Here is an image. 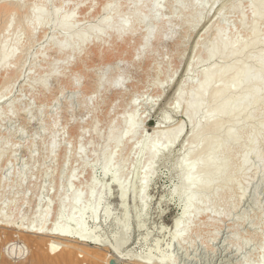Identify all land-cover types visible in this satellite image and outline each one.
I'll return each mask as SVG.
<instances>
[{"label": "rangeland", "instance_id": "1", "mask_svg": "<svg viewBox=\"0 0 264 264\" xmlns=\"http://www.w3.org/2000/svg\"><path fill=\"white\" fill-rule=\"evenodd\" d=\"M9 1L23 8L0 20V59L12 51L18 56L0 65V218L36 227L47 212L48 229L72 215L74 226L83 221L108 244L124 234L127 253L170 255L174 264H264V91L240 115L223 116L218 133L205 126L191 149L183 148L191 137L183 105L205 81L202 73L232 65H247L252 73L259 69L264 0ZM255 3L261 7L258 19L252 13ZM106 5L111 9L104 12ZM35 12L72 16L69 34L99 29L102 21L111 27L127 23L131 30L121 38L110 32L89 39L74 53L59 52L64 34L54 30L53 19L34 28ZM147 32L153 36L143 47ZM253 33L258 43L240 55L208 58L217 38L241 46ZM233 82L230 75L226 86ZM176 133L171 157L153 165L146 189L138 181L146 206L138 224L132 194L126 198L127 217L102 165L110 158L111 173L128 187L135 174L144 176V147H161L165 134ZM201 141L207 143L204 149ZM184 156L200 163L210 159L211 170L195 167L189 174L205 187L186 208L187 232L173 251L172 223L184 205L171 197L180 183L174 166ZM100 198L94 217L92 206Z\"/></svg>", "mask_w": 264, "mask_h": 264}, {"label": "bare ground", "instance_id": "2", "mask_svg": "<svg viewBox=\"0 0 264 264\" xmlns=\"http://www.w3.org/2000/svg\"><path fill=\"white\" fill-rule=\"evenodd\" d=\"M0 4V20H2V17H9L14 11H18L19 9L21 11L23 8L21 7L22 4L9 0H0ZM110 9V5L103 7L104 12ZM252 13L256 19L261 17V7L259 4L255 3L253 5ZM33 18L32 25L34 28L48 24L51 19L54 20V30L64 34L63 43L56 46L59 52L70 50V52L74 53L82 49L88 43L89 39L100 40L103 35L110 32H113L118 38H121L131 30L127 23L119 22L117 26L111 27L105 21H102L99 29L88 30L86 34L82 32L69 34L71 29L70 22L72 20V16L70 15L58 17L57 13L44 15L41 12H37ZM4 29H6V27ZM27 31L30 32V29L27 28ZM152 36V33L149 32L145 34L143 47L147 46V42ZM252 36L253 37L248 43L242 44L241 46H235L233 43L217 38L209 51L208 58H218L223 61L231 56L240 55L249 46L258 43L259 38L257 34L253 33ZM16 57L18 56H16L14 51L4 54L0 59V65L4 67L8 62L11 63ZM258 67L259 69L253 73L247 65H232L218 72L213 68H208L202 73L205 81L196 87L193 93L190 94L189 102L183 105L185 111L184 122L185 125L190 128L191 132L188 144L183 146L185 151L188 152L191 149L190 146L193 145L197 138L203 133L205 126H210L211 134L214 135L218 133L219 121L223 116H238L244 110H247V104H251L257 100L258 94L264 91V57L260 61ZM213 73H217V75L213 80L208 82V79ZM230 75L234 77V82L230 87H227L226 85ZM245 88L247 92L241 96L240 92ZM209 95L213 96L211 102L202 108V102ZM229 99H234L231 106H228L226 103ZM179 106L180 103L177 101L174 105V109L176 110ZM197 115H200L199 121H196ZM166 121V118H163L161 123H165ZM182 127L183 126L180 124V128ZM180 133L165 134L163 137L164 144L161 147L157 146L155 143H151L144 147L143 151H141V154L146 153L147 155L144 176L141 179L135 174L131 179V185L128 187L122 185L115 173H111L109 166L111 161L110 158L102 165V175L111 178L110 182L115 186L120 195L122 204L121 209L125 214L127 213V217L129 214L126 207V198L132 194V202L136 207L132 210L135 212V218L138 224L141 223L142 214H144L146 210V206L144 207L140 195L138 194L139 183L141 184V188L144 186V189H146V186L151 182L154 176L153 165L159 164L171 157L172 149L177 143ZM225 138H231V133L227 132ZM206 145V142L201 141L200 146L202 149H204ZM195 167L202 170H211V160L207 159L200 163L195 157L187 159V157L184 156L182 160L174 166V170L179 173L180 183L178 182L179 184H177L171 192V197H176L184 205L182 204L183 208L181 215L172 223L173 233L170 241L174 243L172 245L173 251L177 248L175 246L176 243L181 246V238L187 232L186 228L188 226L184 219L187 212L186 208L194 202L198 192L205 187L199 178L189 177V174ZM100 203L101 198L97 199L92 206V215L94 217L98 215L97 211L100 207ZM72 205L76 206V200H73ZM83 213L84 211H82V214ZM47 217L48 213L46 212L43 216L42 224L36 227L27 226V228L0 218V264H110V262H113V264H131V262H136L137 264H174V262L170 263V260H168L170 259V255L159 256L156 259L153 258L151 253L144 254L143 256L140 254L135 256L127 253L124 247L128 242V238H126L124 234L117 238L114 237V241L108 244L106 241L104 242L102 239L95 237L91 231L89 232L84 226L83 221L76 223L74 226L75 220L72 215L65 218L62 225H58L54 222L51 228L48 226V229H46L45 223ZM59 240L65 242L62 243ZM79 245L86 246V248L87 246H92L94 250L84 249V247ZM154 247H156V245ZM160 247L161 246H159V249ZM168 252H171V250L168 249Z\"/></svg>", "mask_w": 264, "mask_h": 264}, {"label": "water", "instance_id": "3", "mask_svg": "<svg viewBox=\"0 0 264 264\" xmlns=\"http://www.w3.org/2000/svg\"><path fill=\"white\" fill-rule=\"evenodd\" d=\"M110 264H113V262H110Z\"/></svg>", "mask_w": 264, "mask_h": 264}]
</instances>
